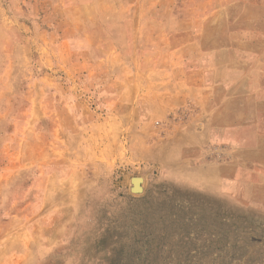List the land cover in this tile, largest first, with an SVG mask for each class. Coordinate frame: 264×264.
<instances>
[{
  "label": "crops",
  "instance_id": "crops-1",
  "mask_svg": "<svg viewBox=\"0 0 264 264\" xmlns=\"http://www.w3.org/2000/svg\"><path fill=\"white\" fill-rule=\"evenodd\" d=\"M18 22L47 40L57 27L58 113L48 116L69 178L124 161L125 139L139 147L152 137L165 179L264 207V0H0V78L15 70L2 57L12 54ZM7 85L23 88L0 79V98ZM87 96L99 113L88 112ZM78 144L87 158H67ZM72 158L88 170L80 174Z\"/></svg>",
  "mask_w": 264,
  "mask_h": 264
},
{
  "label": "rangeland",
  "instance_id": "rangeland-1",
  "mask_svg": "<svg viewBox=\"0 0 264 264\" xmlns=\"http://www.w3.org/2000/svg\"><path fill=\"white\" fill-rule=\"evenodd\" d=\"M18 23V40L7 44L12 54L6 48L2 57L3 68L15 70L0 78L23 87L15 93L7 85L0 98V264H264V207L165 179L152 159V137L139 147L125 139L124 161L121 154L105 169L69 178L58 122L50 120L58 113L57 27L47 40L37 26L31 36ZM6 27L9 33L13 25ZM26 83L33 84L28 100ZM85 100L88 112L99 113ZM9 114L20 116L5 120ZM78 145L77 154L67 148V158H87ZM138 148L140 160L132 152ZM71 160L84 173L87 160Z\"/></svg>",
  "mask_w": 264,
  "mask_h": 264
},
{
  "label": "water",
  "instance_id": "water-1",
  "mask_svg": "<svg viewBox=\"0 0 264 264\" xmlns=\"http://www.w3.org/2000/svg\"><path fill=\"white\" fill-rule=\"evenodd\" d=\"M139 182H140L139 179H134V183H139ZM132 191H133V192H140L139 189H133Z\"/></svg>",
  "mask_w": 264,
  "mask_h": 264
}]
</instances>
